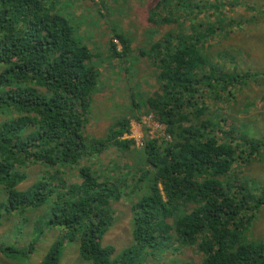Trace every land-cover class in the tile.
<instances>
[{"label":"trees","instance_id":"obj_1","mask_svg":"<svg viewBox=\"0 0 264 264\" xmlns=\"http://www.w3.org/2000/svg\"><path fill=\"white\" fill-rule=\"evenodd\" d=\"M173 1L180 9L186 0ZM56 4L0 0V108L17 110L0 125V216L47 206L46 225L58 228L62 237L38 264H59L63 245L76 238L79 255L91 264H142L173 238L195 246L202 254L200 264H264V242L243 239L254 212L264 205V191L253 195L228 177L235 148L205 113L204 94L235 80L207 69L201 54L206 33L177 39L168 34L151 48L159 62L160 94L145 104L169 140H147L131 177L130 190L140 193L130 208L132 244L116 255L112 245L102 244L114 219L113 203L129 192L123 191L124 182L110 181L112 176L83 162H95L111 147L129 152L132 140L122 139L129 134V120L116 123L104 139L85 137L98 75L76 26ZM189 7L165 21L175 24ZM110 43L113 56H120ZM244 144L251 153L261 145ZM37 165L44 178L19 191L24 169ZM65 167L76 169L78 183L62 177ZM15 251L0 243V254Z\"/></svg>","mask_w":264,"mask_h":264},{"label":"rangeland","instance_id":"obj_2","mask_svg":"<svg viewBox=\"0 0 264 264\" xmlns=\"http://www.w3.org/2000/svg\"><path fill=\"white\" fill-rule=\"evenodd\" d=\"M190 4L187 13H181L175 24L165 21ZM56 5L76 26V35L89 48L91 64L98 75L86 115L85 137L104 139L116 123L124 118L129 120V134L122 138L132 140L133 147L129 152L121 154L111 147L95 162H83L95 172L102 170L112 176L110 181L124 182L123 191L129 192V197L125 195L112 205L114 219L102 239L103 245H112L116 255L132 244L130 208L140 193L130 190L131 177L136 176V165L143 157L147 140L155 138L162 144L169 140L164 126L157 122L145 104L148 98L160 94L159 62L151 48L156 43H164L168 34L177 39L180 34L197 36L206 33L200 46L207 69L214 68V76L234 77L232 85L225 83L226 87L222 88L218 84L204 94L205 113L219 123L222 136L235 148V161L228 177L243 183L253 195L262 194L264 0H186L180 9L173 0L170 3L166 0H57ZM116 34L126 41L125 47ZM111 41L120 56H113ZM16 113V108L1 107L0 125L14 118ZM249 141L261 145L251 153L244 144ZM62 170V177L68 184L79 182L75 168ZM24 172L26 179L17 186L19 191L27 190L45 174L38 165L27 166ZM3 200L0 189V202ZM47 213V206H43L27 213L12 212L0 216V243L16 250L8 256L0 254V264H38L42 261L51 244L62 237V231L46 225ZM243 239L264 242V205L254 212ZM169 243L142 264H200L202 254L195 246L181 245L175 238ZM59 264L91 263L79 255L76 238L63 245Z\"/></svg>","mask_w":264,"mask_h":264}]
</instances>
